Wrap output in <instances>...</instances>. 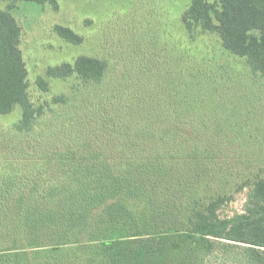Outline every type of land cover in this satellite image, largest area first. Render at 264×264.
Masks as SVG:
<instances>
[{"label": "trees", "instance_id": "1", "mask_svg": "<svg viewBox=\"0 0 264 264\" xmlns=\"http://www.w3.org/2000/svg\"><path fill=\"white\" fill-rule=\"evenodd\" d=\"M1 2L0 115L20 109L9 138L20 160L0 175V264H264V169L237 167L246 121L207 68L225 54L264 78V0H188L162 62L137 46L123 63L81 54L49 66L47 78L78 80L51 101L72 119L57 130L46 120L55 108L31 98L13 10L58 2ZM204 34L215 56L193 44ZM80 89L93 93L84 110ZM245 188L243 212L220 216Z\"/></svg>", "mask_w": 264, "mask_h": 264}, {"label": "rangeland", "instance_id": "2", "mask_svg": "<svg viewBox=\"0 0 264 264\" xmlns=\"http://www.w3.org/2000/svg\"><path fill=\"white\" fill-rule=\"evenodd\" d=\"M187 1L57 0V9L48 4H18L13 14L21 27L19 47L28 72L31 98L36 104L46 105L47 102L57 111L55 116L47 114V126H53L57 130L64 123V119L66 122L72 121L67 109H60L51 101L59 94H68L71 86L78 81L74 77L64 81L45 77V70L49 66L73 62L75 57L81 54L123 63L129 58L131 47L137 46L142 51L150 52V65L156 58L153 56L155 52L160 62L170 59L164 51V42L169 39L170 33L175 38L179 37L178 16ZM0 8H5L4 2L0 3ZM86 22L88 26H85ZM56 24L72 28L74 32L82 35L86 42L75 45L63 41L53 30ZM193 44L197 45L199 50L201 46L211 49V56L216 55L214 51H219L214 35L197 36V41ZM216 59L214 63L208 61L207 68L216 65L214 77L223 84L219 92H224L225 97L226 94L231 95V100L225 104L237 112L231 117L246 121L240 124L244 135L242 140L246 144L240 146L239 157L242 162L237 167L245 172L264 169V78L253 74L242 58L224 54ZM39 76L47 80L48 90L39 88L36 83ZM101 93L102 90L97 92L93 102H97ZM77 94L84 98L79 102L77 109H86L87 98L92 97L93 93L80 89ZM64 107L69 109L67 105ZM19 116V108L10 114L0 115V175L20 160L17 153H11L12 144L9 142L13 135L12 124ZM73 123L75 124L74 121ZM13 140L16 141L17 138ZM246 194V188L236 193L234 191L233 199L219 210L220 216L243 212Z\"/></svg>", "mask_w": 264, "mask_h": 264}]
</instances>
